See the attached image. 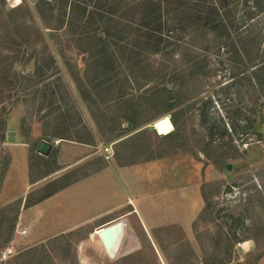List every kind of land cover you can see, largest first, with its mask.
Masks as SVG:
<instances>
[{"label": "rangeland", "instance_id": "374dc122", "mask_svg": "<svg viewBox=\"0 0 264 264\" xmlns=\"http://www.w3.org/2000/svg\"><path fill=\"white\" fill-rule=\"evenodd\" d=\"M79 1L86 12L71 6ZM110 1L0 0V188L15 149L9 123L38 179L36 190H26V206L24 198L0 201V253L15 249L0 264H264V11L230 0L226 18L237 21L235 30H193L191 39L169 47V57L138 50L139 66L127 62L130 47L108 41L119 63L111 72L94 54L101 44L91 35L124 29L125 21L97 17ZM199 1L207 11L213 0ZM137 15L134 28L123 30L125 42L141 33ZM44 139L53 143L49 156L37 151ZM156 159L164 170L179 163L203 178L204 207L187 227L163 224L178 211L164 193L129 198L123 169L143 162L156 169ZM108 167L117 180L113 200L104 182ZM92 171L104 188L93 199L105 211L99 222L127 223L116 258L97 235L105 224L67 226L52 236L41 225L48 211L36 202L56 186H40ZM74 195L67 204L77 203Z\"/></svg>", "mask_w": 264, "mask_h": 264}, {"label": "crops", "instance_id": "0c3cea01", "mask_svg": "<svg viewBox=\"0 0 264 264\" xmlns=\"http://www.w3.org/2000/svg\"><path fill=\"white\" fill-rule=\"evenodd\" d=\"M22 143L24 142L21 140L19 142L11 143L15 149L13 151L10 165L1 182L0 201L2 203L5 201L10 203L20 198H24L25 204L27 201V196H25V194L28 193L26 190L33 189L37 186L38 179L33 180L30 176V161L27 149L23 148V151L19 152L16 149V146H19ZM153 161L157 164L156 166L159 169L156 167V169H154L155 165H149L148 162H143L135 166H128V168L123 169L125 177L130 174V183H126L129 186L128 189L132 191L129 198L138 201V199H146L149 194L157 196L162 192L165 194V198H167L169 202H173L174 205H177L176 207L178 208L177 212H173L166 217L163 224L179 223L186 227L189 226L199 216L204 207V198L202 194L204 181L202 176L199 177L198 171H195L194 175L184 172L182 165L179 163L173 168V170L169 171L162 168L163 159H156ZM149 166H152L150 168L153 169L149 170ZM108 168L107 172L109 176L104 182L107 184L106 189L108 197L113 200L116 193L112 189L116 188L115 185L117 180L115 173L112 175L110 167ZM63 170L65 169H62L61 172ZM98 174L99 173L96 171H92L86 176H81L78 179L66 182L63 187H57L61 183L50 186V184L57 179H65L64 176H60L45 183L42 187L40 186V190L56 186L54 189H49L51 191L45 196L43 195L42 198L36 202L43 204L42 206L48 211V213H46L48 214L46 215L47 219L41 221V225L42 227L46 226L51 230V236L63 232L64 228L67 226L75 228L91 222L92 224L95 223V225H102L108 221L103 219L99 222L100 214H105V211L103 210L101 212L100 207L93 203V199L97 197L102 189L104 190V188H102L103 183L101 181V176ZM36 188L33 190H36ZM71 190H73L72 192L75 194L74 200L77 202L76 204H67V202L73 201L69 200V197H73L69 196L72 193ZM8 195H10L9 199L5 200V197ZM81 201L85 205H83ZM138 209L139 207L136 205L133 211L136 212ZM67 213L70 215H67ZM104 217H106V215H104ZM21 221H23L22 214L19 223H21ZM20 230L21 229H18L17 233L21 235L19 232ZM40 235L43 236V233ZM46 235L48 234L46 233ZM39 238L42 239V237Z\"/></svg>", "mask_w": 264, "mask_h": 264}, {"label": "trees", "instance_id": "16d2710c", "mask_svg": "<svg viewBox=\"0 0 264 264\" xmlns=\"http://www.w3.org/2000/svg\"><path fill=\"white\" fill-rule=\"evenodd\" d=\"M250 1L251 5H249ZM245 5L246 8L252 6L254 10L264 11L263 0H246ZM71 6L83 9L86 12L87 7L82 1L72 3ZM103 6H105V3L101 7L103 10L105 9L106 15L103 16V14L97 13V17L102 19L105 17L113 24L125 21L124 29H127V32L138 23L136 21L137 17H134L138 16L137 14L141 15L139 19L141 33L134 36L132 40H127V42L123 40L124 29L118 30L114 26H109L110 31L108 29L104 30L105 35H102L101 32H96V30L91 31V35L97 43L101 44L94 54L98 59L107 60L105 66L111 72H118L115 67V63H118V60L115 51L105 44L108 41L112 40L111 43L113 44H123L124 46L122 47L125 49L130 47L133 56L129 54L127 62H130L133 66H139L142 60L140 59L141 52H138V50L144 53L149 50L155 53H167L168 56L169 47L171 45L176 47L178 46L177 44H182L186 39H191L193 30L194 33L199 28L229 33V31H233L237 27V21H235L233 16L230 18L229 24L227 22L226 16L233 11L230 0H213L209 4L207 11H204V2H194V0H129L126 2L111 0L108 8ZM73 7H71V10ZM252 13L253 11L247 12V16H252ZM178 33L180 34L178 35ZM113 36L117 37L114 38ZM110 37H113V39H110ZM187 61L190 62V60ZM164 91L172 92L173 87L167 85ZM62 182V179H57L50 186L61 183L57 187H63L65 183Z\"/></svg>", "mask_w": 264, "mask_h": 264}, {"label": "water", "instance_id": "95a60500", "mask_svg": "<svg viewBox=\"0 0 264 264\" xmlns=\"http://www.w3.org/2000/svg\"><path fill=\"white\" fill-rule=\"evenodd\" d=\"M7 139L11 143L20 141V137L17 131L11 125V123H9V126H8ZM52 148H53V143L44 139L39 144L37 151L40 154L47 156L50 154ZM232 166H233V163L231 162L227 163L228 170H231ZM126 224L127 223L124 218H119L115 220L114 222L104 227H101L99 229L100 230L99 236L101 237L103 241V245L105 246L107 254L111 258H116L119 252L120 246L124 238Z\"/></svg>", "mask_w": 264, "mask_h": 264}, {"label": "built area", "instance_id": "2783aa9c", "mask_svg": "<svg viewBox=\"0 0 264 264\" xmlns=\"http://www.w3.org/2000/svg\"><path fill=\"white\" fill-rule=\"evenodd\" d=\"M21 234H25L27 232L26 229H21L19 231ZM14 246H8L6 247L1 253H0V260L2 263H6L10 257L14 254Z\"/></svg>", "mask_w": 264, "mask_h": 264}, {"label": "bare ground", "instance_id": "6f19581e", "mask_svg": "<svg viewBox=\"0 0 264 264\" xmlns=\"http://www.w3.org/2000/svg\"><path fill=\"white\" fill-rule=\"evenodd\" d=\"M153 126H154V123H153ZM100 231V230H99ZM100 237V236H99ZM100 239H101V237H100ZM101 241H102V239H101ZM102 243H103V241H102ZM105 247V246H104ZM106 250V249H105ZM107 252V251H106Z\"/></svg>", "mask_w": 264, "mask_h": 264}]
</instances>
